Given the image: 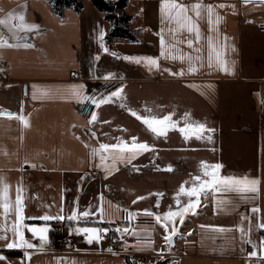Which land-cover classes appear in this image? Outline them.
Wrapping results in <instances>:
<instances>
[{"label":"crops","instance_id":"obj_1","mask_svg":"<svg viewBox=\"0 0 264 264\" xmlns=\"http://www.w3.org/2000/svg\"><path fill=\"white\" fill-rule=\"evenodd\" d=\"M84 2L81 12L67 9L59 17L46 0H0V19L23 12L27 23L38 26L20 32L19 39L0 26V36L19 45L0 47V189L9 187L10 204L7 218L0 207V235L7 236L0 239L5 257L0 264H131L104 237L108 228L98 222L115 223L129 251H149L155 260L166 250V243L155 248L156 226L163 229L161 223L167 222L157 223L144 211L163 217L177 210L181 185L190 187L196 176L209 179L205 171L256 180L257 191L202 194L183 224L176 218L172 264H264V228L259 227L264 223V2L177 0L188 6L227 5L215 8L220 20L216 23L214 15L211 25L206 11L199 19L188 13L199 26L197 40L195 32L180 30L167 19L162 22V0H129L131 26L140 39H116L111 49L104 36L101 47L100 34L107 30L102 13L91 0ZM209 37L226 65L217 64L213 54L209 67ZM123 57H152L158 67ZM109 74L113 78L104 79ZM111 83L115 87L104 92L102 87ZM118 89L121 95L99 108L74 95L79 90L99 100ZM87 104H93L89 114ZM132 112L149 118L172 115L176 128L157 135ZM92 114L97 119L89 123ZM17 115L27 120V127ZM196 124L214 131L198 138L179 130ZM133 137L151 150L130 160L101 161V154L108 156L99 151L101 144H131ZM204 164L222 167L217 171ZM17 188L24 218L20 230L32 248L7 247L19 242L12 231ZM179 200L184 205L188 197L181 194ZM73 211L91 215L70 220ZM59 224L67 235L57 232ZM32 227L48 229L45 242L29 231ZM83 227L101 229L100 241L88 243L87 235L76 231ZM63 235L68 244L56 246Z\"/></svg>","mask_w":264,"mask_h":264},{"label":"snow or ice","instance_id":"obj_2","mask_svg":"<svg viewBox=\"0 0 264 264\" xmlns=\"http://www.w3.org/2000/svg\"><path fill=\"white\" fill-rule=\"evenodd\" d=\"M247 3L248 0H245ZM264 2V0H262ZM26 7V6H25ZM224 8L227 7V5H204L200 2L194 3L191 6L184 5L181 3H178L177 0H162L160 11H161V19L162 22L167 19L168 21L174 22L177 25V28L180 30H187L189 32H195L196 39H200V30L199 26L195 23L193 20V17L190 16L188 13L192 12L194 13L195 17L199 19L202 15L203 11L207 12L208 16V22L211 25L213 23V16L215 14V8ZM220 20V17L216 15V23H218ZM13 21H17L16 23H13ZM0 26L3 28H6L9 33H12L13 37L16 39H19V33L20 32H29L36 28H38L37 25L29 24L26 22L25 14L23 12L13 15L9 14L6 18L0 19ZM163 32V29L161 30V33ZM103 36L104 33L101 32L100 34V41H101V47H103ZM209 67L212 66V60H213V54H215L216 62L219 65H226V62L221 59V53L216 50L215 46L213 45L212 38L209 37ZM188 46L192 47L193 41L189 40ZM19 45H13L8 42L3 36H0V47H16ZM24 47H32L33 45L25 44ZM161 55L165 54V40L164 36L161 34ZM107 51V49H104ZM115 55V54H113ZM177 57L175 55L172 56V59H176ZM181 60L184 59L183 56L179 57ZM123 59L127 60H133L137 63L141 62L142 60L147 61L149 65H155L158 67V61L155 58L152 57H123ZM197 59H200V57H197ZM189 60H191V57H189ZM225 71H228L227 67H224ZM190 71H196L195 68L190 67ZM182 74V73H181ZM112 74H109L108 76L104 77V79H111ZM83 85H80L79 88L83 89ZM122 89H118L115 92L110 93L109 96L101 98L99 100L84 95L81 91L76 90L74 91V95H76L81 100H90L93 104L96 105L97 108H99L102 104L110 103L113 101V97H119L121 95ZM150 111V110H149ZM133 116H135L138 120H141L152 132L156 133L157 135H164L166 131L169 128H176V123L172 122V115L164 116L163 118H156V117H142L138 115L135 112L131 113ZM9 118H13V114L8 113L7 114ZM188 114H186L187 117ZM16 119L21 120L25 126H28L27 120L22 115L15 116ZM97 116L95 114H92L91 120L89 123H92L96 121ZM182 133L187 135L188 133H193L197 135L199 138V135L203 132H211L214 131L212 129L206 128L203 124H196V125H186L183 128L179 129ZM95 135V134H93ZM136 137L132 138L131 144L125 141H121L117 144L110 145V144H101L99 147V151L101 153H108V156L101 154V161L103 162L107 158H111L113 161L115 160H123V159H131L134 158L139 152L142 151H149L150 146L147 143H138ZM211 139V137H209ZM97 150H94V153ZM128 154V155H125ZM205 168L211 167L215 170H219L222 165L216 164V165H203ZM169 171H171V167L168 168ZM205 176H208L209 179L202 180L200 176H196L193 178V183L190 187H185L184 185H181L179 189V193L176 197L177 202V210H169L167 213L161 217L158 214H155L151 211L145 210L144 215L147 216H154L157 223H161V221H166L167 223H161V226L165 229L166 233H169L168 235H165L164 239L169 243L172 244V237L176 234L177 229L175 227L176 218H179V222L183 224V217L189 213L192 209L196 208L199 202V197L203 195H207L209 191H257L256 185L258 184V181L256 180H248L247 177L244 178H237L234 176H224L220 177L216 174V172H207L204 173ZM187 184V182H185ZM8 191L9 187L7 185H4L2 189H0V207H3L5 212V218H7V213L10 207L9 204V197H8ZM21 189L17 188V195L15 200V211L17 215V221L12 226V231L15 236H18L19 242L17 243L15 240L13 242H10L7 244V247L9 249L17 248V247H27L32 248L34 245L26 240L24 238L23 232L20 230L23 225V205H22V199L20 196ZM184 195L188 197V202L184 205H181V202L179 200L180 195ZM157 195H163V194H157ZM195 198V200H193ZM103 197H101V200ZM138 199H144V197H139ZM135 203V201H134ZM223 203V201H221ZM157 207L159 206V201H157ZM103 209L101 208V212ZM253 212H258L259 209L253 208ZM194 214V213H193ZM91 215L89 211H84L82 213H79L77 211H73L71 215L68 217L70 220H78L79 218H88ZM132 215V214H130ZM43 220H49L51 217L44 216L42 217ZM59 219H63V217H59ZM169 224L172 225L171 228H169ZM260 228H264V223L259 225ZM3 231H7L6 228L3 229ZM33 233V235H38L40 241L43 243L46 241L47 237L45 236V233L48 231L47 228H36L32 227L29 229ZM77 233H84L87 235V241L88 243H92L94 240L96 242H99L101 239V229L95 228V227H83V228H77ZM106 231V230H104ZM119 231V229H117ZM129 230L127 228L124 229V232H128ZM218 231H225V229H218ZM240 231L243 233L244 229L240 228ZM250 231V229H249ZM0 239H7V236L0 235ZM251 243V241H248ZM264 243V241H262ZM111 251V249H109ZM27 256L28 254L25 253ZM251 255H256L255 252L251 253ZM5 257L0 256V260H4Z\"/></svg>","mask_w":264,"mask_h":264},{"label":"trees","instance_id":"obj_3","mask_svg":"<svg viewBox=\"0 0 264 264\" xmlns=\"http://www.w3.org/2000/svg\"><path fill=\"white\" fill-rule=\"evenodd\" d=\"M46 2L59 17H63L67 9H73L79 13L85 6L84 0H46ZM91 2L96 9L102 13L107 23L104 40L108 49L112 48L113 42L116 39L139 41V31L133 29L131 26L133 15L127 10L129 0H91ZM115 85V83L106 84L102 87V90L104 89V92L108 91L115 87ZM92 106L93 104L84 106L86 113L89 114V109L92 108ZM98 224L107 227L108 231L113 235L116 233L115 223L98 222ZM11 254L14 255L19 253L17 251H12ZM160 264H163V262Z\"/></svg>","mask_w":264,"mask_h":264},{"label":"built area","instance_id":"obj_4","mask_svg":"<svg viewBox=\"0 0 264 264\" xmlns=\"http://www.w3.org/2000/svg\"><path fill=\"white\" fill-rule=\"evenodd\" d=\"M74 78L78 76V74L74 73L72 75ZM64 226L63 224H59L56 227V230L59 233H63ZM104 237L110 242L112 245H114L118 251H123L126 253L127 258L132 264H139L141 262L143 263H148L150 261L149 254L144 253L140 254L137 251L131 250L129 251L127 248V243L123 235L119 232H116L114 235L110 231H105L104 232ZM56 241V246L59 247H64L65 245L68 244L67 237L66 236H61ZM255 252V249H250V254ZM3 254V252L0 250V256Z\"/></svg>","mask_w":264,"mask_h":264},{"label":"rangeland","instance_id":"obj_5","mask_svg":"<svg viewBox=\"0 0 264 264\" xmlns=\"http://www.w3.org/2000/svg\"><path fill=\"white\" fill-rule=\"evenodd\" d=\"M156 227H157L156 228V236H155V239H154L155 248L156 249H161L164 246V243H166V246H165L166 250H165V252L163 254H161L160 256L156 257L155 260H153L151 258L152 256H151V253L149 251L135 250V251H137L140 254L147 253V254H149V257H150V261L148 263L141 262L139 264H160L161 262H163V264H172L174 262V259L176 258V254H174L171 251V249L174 246V244H169L166 240H164L163 235L165 233V231H164L165 229L163 227H162L163 229H161L159 224ZM63 233H64V235L65 234L67 235V232H66L65 228L63 229ZM59 237H61V236H59ZM57 240L58 239H56V241Z\"/></svg>","mask_w":264,"mask_h":264},{"label":"water","instance_id":"obj_6","mask_svg":"<svg viewBox=\"0 0 264 264\" xmlns=\"http://www.w3.org/2000/svg\"><path fill=\"white\" fill-rule=\"evenodd\" d=\"M174 237H175V235L172 237V241H173V242H174ZM173 242H172V243H173Z\"/></svg>","mask_w":264,"mask_h":264}]
</instances>
